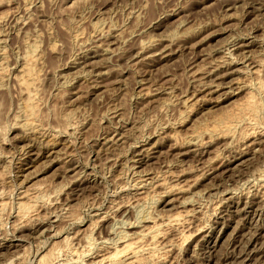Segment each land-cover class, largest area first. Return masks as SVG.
<instances>
[{
  "label": "rangeland",
  "instance_id": "1",
  "mask_svg": "<svg viewBox=\"0 0 264 264\" xmlns=\"http://www.w3.org/2000/svg\"><path fill=\"white\" fill-rule=\"evenodd\" d=\"M137 235L264 264V0H0V264Z\"/></svg>",
  "mask_w": 264,
  "mask_h": 264
},
{
  "label": "bare ground",
  "instance_id": "2",
  "mask_svg": "<svg viewBox=\"0 0 264 264\" xmlns=\"http://www.w3.org/2000/svg\"><path fill=\"white\" fill-rule=\"evenodd\" d=\"M244 44V43H243ZM225 76V75H224ZM203 85V84H202ZM218 85V84H217ZM216 86V85H215ZM216 87H218V86H216ZM230 92H232V91H230ZM254 102V100H252V98L250 97H248V100H247V102H246V107H245V109L247 108V105L249 106V108H250V105L252 104V106H253V104L255 103H253ZM254 107V106H253ZM249 108H247L248 110H249ZM246 109V110H247ZM241 110H243L244 111V107H243V109L241 108ZM240 111V110H239ZM225 117V116H224ZM224 119V118H223ZM222 119V120H223ZM228 118H226V120L225 121H223L224 123H226V121H228L227 120ZM220 121V120H219ZM221 122V121H220ZM223 122H221V123H223ZM184 154V153H183ZM74 168V167H73ZM74 181V180H73ZM161 182V181H160ZM179 183V182H178ZM158 184V183H157ZM170 187V186H169ZM174 188V187H173ZM168 189V188H167ZM171 189V188H170ZM138 195V194H137ZM21 205H23V204H21ZM19 206V205H18ZM247 206V205H246ZM22 207H24V205L22 206ZM19 209H20V207H19ZM27 209V208H26ZM189 211V210H188ZM177 216V215H176ZM175 216V217H176ZM175 217H172V218H174V220H175ZM178 217H179V215H178ZM179 219V218H178ZM169 220V219H168ZM170 220H172V219H170ZM173 221V220H172ZM175 221H177V220H175ZM151 222V221H150ZM154 222V221H153ZM162 223V222H161ZM177 223V222H176ZM187 223H188V221H187ZM122 224H123V222H122ZM168 224V223H167ZM183 224V223H182ZM129 225H130V223H129ZM154 226V225H153ZM158 226V225H157ZM159 226H160V224H159ZM150 227V229H152V227L151 226H149ZM185 227V226H184ZM145 228V227H144ZM148 228V226L146 227V229ZM148 230L147 232H145V233H140L141 234V236H145V235H148V233L151 231V230ZM143 230V229H142ZM144 231V230H143ZM151 233V232H150ZM149 233V234H150ZM154 233V232H153ZM138 234V233H137ZM140 234H139V236H140ZM129 235V234H128ZM136 235V234H135ZM127 236V235H126ZM140 236V237H141ZM152 239L154 238V236H150ZM143 238V237H142ZM150 238V239H151ZM141 241H142V239H141ZM140 241V242H141ZM152 241V240H151ZM154 241V240H153ZM139 242V239H138V235H137V237L135 236V238L134 237H130V238H127V240H125V241H123L120 245H118V246H115V247H112L111 248V250L109 249V251H107L106 252V250H105V253H100L99 255H97L96 256V259H95V261L93 262L92 261V264H134V263H136V262H139V260L140 259H144V256H148V255H146L147 253L145 252V250H144V243H143V245H142V243H138ZM155 243V242H154ZM164 244V243H163ZM153 246V245H152ZM103 247V246H102ZM211 247V246H210ZM146 248H147V246H146ZM145 248V249H146ZM154 248V247H153ZM155 249V248H154ZM252 251V250H251ZM234 252V251H233ZM47 253V252H46ZM99 253V252H98ZM149 253V252H148ZM50 254L51 253H47V254H43V256L41 257V258H39L40 259V263L39 264H46L47 263V261L50 259L49 257H52V256H50ZM87 254H89V253H87ZM152 254V253H151ZM86 255V254H85ZM84 256V255H83ZM234 256V255H233ZM56 257V256H55ZM150 257V256H149ZM146 258V257H145ZM205 258V257H204ZM19 260V259H18ZM12 262V261H11ZM78 262V261H77ZM5 263V262H4ZM10 263V262H9ZM147 263V262H146ZM7 264V263H6ZM88 264V263H87ZM139 264V263H138Z\"/></svg>",
  "mask_w": 264,
  "mask_h": 264
}]
</instances>
